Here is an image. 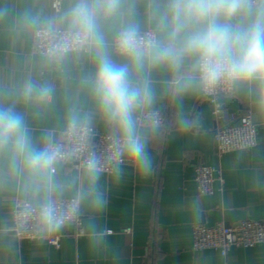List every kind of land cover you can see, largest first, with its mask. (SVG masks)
I'll return each mask as SVG.
<instances>
[{"label":"crops","instance_id":"0c3cea01","mask_svg":"<svg viewBox=\"0 0 264 264\" xmlns=\"http://www.w3.org/2000/svg\"><path fill=\"white\" fill-rule=\"evenodd\" d=\"M56 12L53 0H0L7 17L0 21V101L11 103L25 82L51 84L53 94L47 105H15L24 115L37 146L43 133L55 130L57 139L68 110L72 107L93 113L91 127L100 134H115L94 114L87 89L80 80L91 71L86 56L69 54L62 61L33 52L32 30L17 26V14L23 11L54 18L65 11L72 0H62ZM169 73H152L156 99L149 110L166 117L163 128L140 127L154 171L141 175L131 164L120 165L118 181L102 173L97 183L105 206L97 211L81 199L84 172L68 164L57 163V177L67 185L50 202L61 198H80L84 215L83 236H75L73 225L54 226L62 233L61 247L46 240L20 241L12 231L16 201L24 199L19 181L9 175L6 161L0 159V264H264V244L233 248L226 258L213 250L192 251L193 226L218 222L234 224L246 219L264 221V104L257 84L236 87L235 93L222 99L226 118L251 112L257 125L258 145L219 156L214 141L217 121L213 104L194 92L176 99L169 87ZM140 113L137 114V119ZM198 120L182 124L192 116ZM198 165L222 170L224 182L215 183L210 196L198 193L193 181ZM84 187H87L85 184ZM25 200V199H24ZM39 206L37 202H31ZM132 228L131 233L124 229Z\"/></svg>","mask_w":264,"mask_h":264},{"label":"clouds","instance_id":"9594fccd","mask_svg":"<svg viewBox=\"0 0 264 264\" xmlns=\"http://www.w3.org/2000/svg\"><path fill=\"white\" fill-rule=\"evenodd\" d=\"M8 13L7 7L0 8V21ZM16 24L54 38V61L69 54L87 57L91 71L80 84L87 89L94 114L114 130L111 161L116 181L125 161L141 175L154 171L146 138L137 128L138 113L154 115L147 111L156 99L153 72L170 74L176 99L257 84L264 104V0H72L57 17L23 11ZM52 94L51 84L28 81L11 103L0 101V159L19 181L21 196L37 202L36 210L54 219L50 201L67 186L58 180L57 163L73 155L65 152V143L90 138L93 113L70 108L59 138L55 130L45 131L37 146L15 105H47ZM197 120L194 115L181 123ZM102 171L92 154L80 195L97 211L105 206L97 187Z\"/></svg>","mask_w":264,"mask_h":264},{"label":"built area","instance_id":"2783aa9c","mask_svg":"<svg viewBox=\"0 0 264 264\" xmlns=\"http://www.w3.org/2000/svg\"><path fill=\"white\" fill-rule=\"evenodd\" d=\"M52 7L60 12L63 7L62 0H53ZM55 47L54 38L42 37L39 32L33 34V52L41 56L52 57ZM236 91L234 88L220 87L211 93H203L213 104V116L217 121L224 120L218 124L214 133V141L218 155L221 157L226 153L251 149L258 145L257 125L253 121L251 112L238 116L227 117L224 111L222 99L232 96ZM154 115L151 118L147 113H140L138 126L163 128L166 117L163 112L147 110ZM90 138L84 140L74 139L65 143V156L58 163L68 164L76 171L85 170L86 161L95 154L101 162L102 173L111 175L113 165L111 161V147L115 134L97 133L91 127ZM59 138V137H58ZM130 164L125 161L121 165ZM220 180L224 182L222 170L212 166L198 165L195 168L193 181L197 191L202 196H210L215 191V183ZM55 206V217L50 218L36 210L39 206L24 199H18L13 211L14 227L12 231L20 241H31L43 239L55 248L61 247V232L53 234L49 231L51 227L71 224L75 227V236L85 234L84 215L80 209V198H61L50 202ZM125 233H131L132 228L124 229ZM264 244V221L246 219L234 224L218 222L213 226L197 223L193 226V244L191 250L203 251L213 250L220 253L224 258L233 248H249Z\"/></svg>","mask_w":264,"mask_h":264},{"label":"water","instance_id":"95a60500","mask_svg":"<svg viewBox=\"0 0 264 264\" xmlns=\"http://www.w3.org/2000/svg\"><path fill=\"white\" fill-rule=\"evenodd\" d=\"M157 129H160V128H157Z\"/></svg>","mask_w":264,"mask_h":264}]
</instances>
